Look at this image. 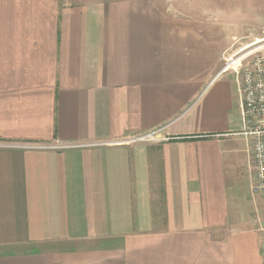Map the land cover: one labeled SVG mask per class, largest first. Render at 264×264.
Instances as JSON below:
<instances>
[{
  "label": "crops",
  "instance_id": "obj_1",
  "mask_svg": "<svg viewBox=\"0 0 264 264\" xmlns=\"http://www.w3.org/2000/svg\"><path fill=\"white\" fill-rule=\"evenodd\" d=\"M223 43L154 0H0V264H264Z\"/></svg>",
  "mask_w": 264,
  "mask_h": 264
},
{
  "label": "built area",
  "instance_id": "obj_2",
  "mask_svg": "<svg viewBox=\"0 0 264 264\" xmlns=\"http://www.w3.org/2000/svg\"><path fill=\"white\" fill-rule=\"evenodd\" d=\"M220 71L233 73L241 118V127L235 134L249 140L251 190L264 193V33L225 56ZM167 139L168 136L155 130L131 136L126 141L159 142ZM259 245L264 258V236Z\"/></svg>",
  "mask_w": 264,
  "mask_h": 264
},
{
  "label": "rangeland",
  "instance_id": "obj_3",
  "mask_svg": "<svg viewBox=\"0 0 264 264\" xmlns=\"http://www.w3.org/2000/svg\"><path fill=\"white\" fill-rule=\"evenodd\" d=\"M161 11L169 15L216 24L224 38V57L236 49L250 44L254 37L264 33V0H154ZM229 74H233L231 71ZM238 157L243 165L239 181L246 182L248 163L245 143L235 139ZM243 177V178H242Z\"/></svg>",
  "mask_w": 264,
  "mask_h": 264
}]
</instances>
